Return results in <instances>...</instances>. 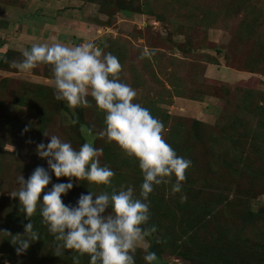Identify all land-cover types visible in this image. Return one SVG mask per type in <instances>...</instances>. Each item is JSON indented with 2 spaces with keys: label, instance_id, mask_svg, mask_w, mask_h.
<instances>
[{
  "label": "rangeland",
  "instance_id": "374dc122",
  "mask_svg": "<svg viewBox=\"0 0 264 264\" xmlns=\"http://www.w3.org/2000/svg\"><path fill=\"white\" fill-rule=\"evenodd\" d=\"M31 1L33 0H0V49H2L0 54L10 51L11 58L8 62L21 60L23 50L30 48L33 42L43 43L40 38L30 40L27 35L30 33L29 30L22 26L27 24L25 16L31 10L30 8L50 1L51 5L56 6L54 12L57 16L66 12L63 19L67 21L63 23L67 25L58 26V30L52 32L55 40L62 39L64 36L69 42L68 46L93 40L100 46L102 52L106 48L105 42L109 43L107 47L114 49H118L119 46L124 55L118 59L121 64L118 78L135 90L136 96L133 102L143 107L144 104L149 106L148 102H151L150 105L158 108L157 118L167 116V119L164 117L163 123L166 130L177 121L188 128L193 118L201 119L205 124H212L220 114L221 108L231 105L225 100L228 96L222 92L225 87L229 86L233 89L237 86L264 91V77L260 72H249L241 68L247 56L257 55L256 42L260 34L264 35L261 30L264 27L251 36L240 32L241 12L233 18L231 13L226 11L219 13L213 22L194 24L188 22L184 9L179 8L180 3L175 0H148V3L155 7V12L162 16V21L156 20L150 13H145V10L150 8L146 7L144 0H131L134 6L140 4L142 12L118 10L116 4L126 0H106L111 4H102L101 8L98 7L97 1L91 3L86 0L67 2L65 0H35L36 2L34 1L35 3L30 7L28 4ZM99 1L102 2V0ZM231 1L182 0L186 3L182 5L202 4L208 7L207 10L221 9L223 11V3ZM250 3L264 16V0H250ZM79 28L82 33L87 32V35L78 34L76 30ZM145 48L155 49V59L153 56L144 58L147 64L143 59L138 58ZM225 55L228 56L227 60ZM8 62L3 64V68L0 67V224L4 221L2 217L9 208L20 206L18 199L10 196L19 187L16 177L22 175L27 179L36 166L47 167L45 160L39 158L35 152L36 144L41 141L45 144L48 142L43 132L57 135L62 141L69 142L74 149H78L85 141L92 143L95 148L102 149L105 147L104 143L108 142L106 136L102 134L105 127L101 120L103 112L95 106L90 96L86 98L91 106L81 107L84 121L76 125L74 117L79 107L69 108L64 101L54 99L53 91L44 88L45 86L41 87L43 84L50 85V79L43 76L44 73L51 75V69L46 64H40L29 72L23 73L10 67ZM140 66L145 67L141 73L137 71ZM222 68L239 71L235 74L237 79L229 76L224 79ZM134 77L138 78V85L131 83L135 81ZM178 91L182 95H176ZM229 98L231 99V96ZM187 144L194 147L191 155L198 156L199 170L202 172V174L195 173L197 176L189 172L190 179L193 180V177H201L206 171L208 157L200 150L204 148L200 141L189 139ZM102 157L103 149L98 157L100 165ZM49 174L51 176V173ZM117 175L114 174L111 178L109 187L119 189L121 184L131 185L135 191V186L126 180L127 172L121 173L126 177ZM221 176L225 182L231 180L227 173ZM65 179L68 180L66 177L56 178L57 181ZM72 180L76 195L86 194L88 191L96 194L105 191L102 185L78 180L82 183L79 185L75 178ZM172 182H175V179ZM197 185L199 186L197 183L194 184V186ZM48 186L50 187L51 184ZM235 186L239 190V185ZM263 186L264 184L257 189ZM170 187V183L153 186L154 190L164 194L168 208L161 214L149 211V219L142 225L144 229H148L151 223L155 226L154 239L158 244L155 264H216L211 263L212 258L206 256L208 252L205 250V255L201 257L194 256V251L197 253L196 249L192 250L193 256L190 255L188 250L190 245L179 246L172 253L171 238L177 232L179 222L185 221L189 224L190 222L187 215H183L176 207L179 202L178 192L173 194ZM224 187H226L225 183L221 190L214 185L201 186L204 195L198 198L199 202L203 200L214 202L212 199L215 197L214 194L222 193L223 203L210 219L207 218L209 222L206 223L205 228L198 229L205 236L207 232L214 235L220 233L216 231V228L232 232V229L239 230L243 228V225L250 224L241 223L240 220L229 216L228 211L235 209L232 208L233 203L228 207L223 205L232 196L231 185ZM260 192L255 194L257 196L255 198H249L246 194L243 197L252 211L258 208L264 209V193ZM68 203L70 202L65 204ZM4 234L0 227V247L5 243ZM151 234L149 230L145 238L148 244ZM15 249L11 252L0 251V264H60L57 262L58 256L54 255L48 243L42 244L39 248L31 241L27 249L20 254H17ZM143 255L142 249L137 248L134 254L135 264H145ZM254 255L256 256L252 258L251 264H261L264 260L262 251L250 254L248 257L247 253L242 254L240 256L243 259H239L238 262Z\"/></svg>",
  "mask_w": 264,
  "mask_h": 264
},
{
  "label": "clouds",
  "instance_id": "9594fccd",
  "mask_svg": "<svg viewBox=\"0 0 264 264\" xmlns=\"http://www.w3.org/2000/svg\"><path fill=\"white\" fill-rule=\"evenodd\" d=\"M154 55L155 49L145 48L138 58ZM0 59H4L2 54ZM8 63L23 73L40 64L51 65L49 83L54 99L64 101L69 108L90 107L86 98L90 96L104 114L102 134L136 160L142 176L138 197L131 185L121 184L111 192L81 193L75 204H65L61 196L73 187L72 178L107 186L114 172L99 164L102 149L92 143L85 141L74 149L57 135L43 132L48 142L36 144L35 152L47 167L36 166L27 179L18 175V190L10 194L18 199L28 219L23 234L12 236L11 243L18 245L16 253H23L31 241L39 239L30 219L39 202L41 223L53 236L54 255L61 256L64 250L71 249L77 254L71 257L73 264H80L78 257L83 255H87L88 264H135L134 254L140 248L145 264H153L157 257L149 251L145 239L149 230L142 228L149 219L148 196L154 185L169 183L173 176L175 182L171 183L170 191L180 192L191 161L177 155L164 140V124L147 108L133 102L135 90L118 78L121 71L118 59L102 52L93 40L68 46L53 38L51 43L33 42L23 50L21 60ZM52 176L68 180L46 187Z\"/></svg>",
  "mask_w": 264,
  "mask_h": 264
},
{
  "label": "trees",
  "instance_id": "16d2710c",
  "mask_svg": "<svg viewBox=\"0 0 264 264\" xmlns=\"http://www.w3.org/2000/svg\"><path fill=\"white\" fill-rule=\"evenodd\" d=\"M86 1L91 3L97 1L99 8H101L102 4H111V2L108 3L106 0H102V2L99 0ZM175 1L180 3L179 8L184 9V15L187 17L188 22L190 21L194 24L213 22L219 13L228 11L233 18L236 17L238 13H242L239 19V30L245 35L251 36V34H254L264 27V16L252 6L253 4L250 3V0H232L230 3H223V11L221 9L218 11L207 10L208 7L202 4H195L197 6L191 4L188 5L190 6L188 7L182 5L186 4L183 3L182 0ZM144 2L146 7L150 8L147 11L145 10V13H150L156 20L162 21L163 18L160 14L155 12V7L151 6L148 0H144ZM116 8L128 12H142L140 4L134 6L131 0H126V2L120 1L116 4ZM99 11L101 10L99 9ZM261 30L264 32V28ZM258 39L260 41L258 40L256 42L257 55L247 56L245 61L241 64V68L249 72L258 71L264 77V35L260 34ZM107 45H109V43L105 42L104 46H106V48H104V52L111 53L112 55L114 54L117 59L123 57L124 54L120 51L119 46L118 49H114L113 47H107ZM10 55V51L2 54L4 59H0L1 68H3L5 61L11 58ZM153 58L155 59V56H153ZM225 59H228L227 55H225ZM143 61L144 63L146 62L144 59ZM47 67L51 69V65H47ZM142 70H145L144 66H140L137 71L141 73ZM43 76L51 79V75L47 73H44ZM134 80L135 81H131V83L133 85H138V78L134 77ZM173 83L174 81L172 84ZM43 86L50 91H54L51 85L43 84L41 87ZM172 87L175 90V87ZM222 92L228 96L225 100L231 105L223 106L220 114L212 124H205L203 120L193 118L188 128H185L180 121H177L167 130L164 129L165 132H163L164 140L175 150L176 154L191 161V166L185 170V179L181 182V190L178 192L179 202L176 205L183 215H187L190 224L185 221L179 222L180 226L177 232L175 234L173 233L174 235L171 238L172 253H174L179 246L184 247L190 245L188 249L190 255H192V250L196 249L197 253L194 251V256L201 257L205 255V250L208 252L206 256L212 258L211 263L251 264L252 258L256 255L247 260H240V262H238V260L243 259L240 255L245 253H247L248 257L250 254H256L260 251L264 252V209L258 208L253 211L250 210L248 202L243 198L245 194L249 198H255L257 197L255 194L261 193L260 191L264 193V186L257 189L264 184V91L237 86L230 89L228 86L225 87ZM177 93L176 95L178 96L182 95L180 91ZM229 96H231V99ZM148 103L152 104L151 102ZM150 104L149 106L144 104V107L156 117V115H158V108ZM82 112L83 110L81 107L76 109L74 117L76 125H78V123L80 125L84 121ZM103 115L104 114L101 116L102 122ZM164 117L167 119V116ZM164 117L158 119L164 123ZM189 139L200 141V144L204 147L200 150L208 157L206 161V171L201 177H193V180L190 179L189 172L194 174H202V172L199 170L198 156L191 155L193 154L194 147H191V144H187ZM104 145L105 147L102 148L103 157L101 165L108 166L115 175L118 174L117 176L126 177V175H121V173L127 172L128 177L126 180L130 181V183L135 186L134 195L138 197L142 176L136 160L126 156L115 142H107L104 143ZM223 173H227L231 180H226L227 182H225L221 176ZM197 174H195V176H197ZM173 179H175L174 176L171 177L169 181L170 186ZM58 182H67V179L57 181L56 178H51L50 184ZM195 183L199 184V186L197 185L199 188L194 186ZM224 183L226 187H230L231 185L230 194L232 196L230 199L226 200L227 202L223 206L228 207L233 203L232 208H235L228 211L229 216L240 220L241 223L250 224L249 226L243 225V228L239 230L232 229V232H230V230L226 231V229L216 228V231L220 233L214 235L213 233L207 232L208 236H205L201 234L198 229L200 227L205 228L206 223L209 222L207 218L210 219L217 208L223 203L222 193L220 195L218 193L214 194L215 197L212 198L214 202L210 203L207 200L199 202L200 200L198 198L204 195L201 186L214 185L221 190L223 189ZM78 184L82 185L81 181H78ZM236 184L239 185V190L235 186ZM102 187L108 192L112 190L108 185H102ZM78 196L79 195L74 193L72 187L67 194H62L61 199L63 203L70 202L75 204ZM148 201L149 211L151 212L155 211L161 214L162 211L168 208V202L164 194L157 190L153 189L148 196ZM2 218H4V221L0 224V227L5 232V243L0 247V251L11 252L16 248V245L11 243L12 236L23 234V226L28 223V219L25 218L20 206L9 208ZM30 219L33 229L39 235V239L32 241L35 243V246L40 248L42 244L48 243L50 248L53 249V236L48 233L47 226L41 223L39 202L37 212L34 213ZM153 228L155 230V226L151 223V225L148 226V229L152 233L149 251L157 254L156 249L158 248V244L154 239ZM237 254L240 255L236 256ZM74 255L77 254L73 250H64L63 255L57 257V262L60 264H73L71 257ZM78 258L80 264H88L87 255L79 256ZM153 264H155V262H153ZM261 264H264V260Z\"/></svg>",
  "mask_w": 264,
  "mask_h": 264
},
{
  "label": "crops",
  "instance_id": "0c3cea01",
  "mask_svg": "<svg viewBox=\"0 0 264 264\" xmlns=\"http://www.w3.org/2000/svg\"><path fill=\"white\" fill-rule=\"evenodd\" d=\"M34 1L35 0L31 1L28 5H30V7H32V5L36 2V1L35 2ZM67 1H69V0H65V2H67ZM30 9L31 10H29V12L25 16V17H27V19H26L27 24L22 26V28L25 27L26 30H29L30 33H27V35H29L30 40L34 41L35 38H38V39L40 38L43 43H48L50 41L52 42L53 38H54L52 35V32L54 30L56 32V30H58V26L63 27V26L67 25V24L63 23L65 21H67V20L63 19L66 15V12H65V14H62L61 16H57V14H55V12H54L56 10V6L51 5L50 1H48L46 4L37 5L34 8H30ZM59 19H62V21L59 22L58 21ZM76 31L80 35H82V34L87 35V32L82 33L80 31V28ZM82 31L84 32V30H82ZM57 36H59V35H57ZM62 37H63L62 39H59V40L56 39V41L68 45L69 42L65 39L64 36H62ZM0 53H2V49H0ZM222 73H223L222 76L224 77V79H227L228 76L231 78H233V77L236 78L235 74L239 73V71L231 70L228 68H222Z\"/></svg>",
  "mask_w": 264,
  "mask_h": 264
}]
</instances>
